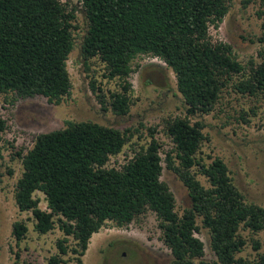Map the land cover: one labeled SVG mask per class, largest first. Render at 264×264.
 <instances>
[{"label": "trees", "instance_id": "obj_1", "mask_svg": "<svg viewBox=\"0 0 264 264\" xmlns=\"http://www.w3.org/2000/svg\"><path fill=\"white\" fill-rule=\"evenodd\" d=\"M80 1L88 25L81 48L85 64L99 58L109 79L124 82L123 92L112 95L113 111L129 114L132 62L150 55L174 72L186 116L163 121L173 145L165 157L157 130L150 128L148 146L121 169L107 165L132 142L137 129L69 122L64 129L40 134L26 154L17 153L24 169L15 191L19 210L32 213L38 234L58 225L65 236L50 263L70 264L65 257L72 254L77 264H84L92 236L107 223L129 226L152 211L171 251L169 264H264V253L254 261L237 258L247 245L241 229L264 231V208L246 202L222 159L207 164L199 156L206 140L204 125L191 121L212 113L229 87L243 96H264V60L245 66L231 45L213 42L210 36V27L220 26L233 0ZM259 16L264 32V9ZM75 19L60 0H0V96L14 95L12 102L40 96L60 104L70 95L68 60L75 47ZM259 41L264 42V33ZM6 129L0 118V142ZM163 163L189 191L191 207L182 216L162 180ZM197 174L206 178L208 187ZM37 192L45 195L48 210L40 208ZM202 228L210 234L216 261L204 260L205 245L196 236ZM27 233L24 223L13 225L18 245ZM254 248L260 249L258 241ZM16 257L22 259L19 252Z\"/></svg>", "mask_w": 264, "mask_h": 264}, {"label": "rangeland", "instance_id": "obj_2", "mask_svg": "<svg viewBox=\"0 0 264 264\" xmlns=\"http://www.w3.org/2000/svg\"><path fill=\"white\" fill-rule=\"evenodd\" d=\"M76 19L73 24L75 47L68 60L72 89L60 104H52L44 97L17 99L14 95L0 96V118L7 122V129L0 142V264H51L50 259L59 253L58 241L65 238L58 225L40 235L34 229L31 212H21L15 201L18 180L23 174L22 158L40 134L64 129L69 122L91 121L103 126L125 130L137 129L138 133L121 154L111 157L107 167L121 169L142 147L151 141L150 128H155V138L163 143L162 157L172 148L163 121L186 116V106L177 88L174 72L160 59L150 55L138 56L133 62V74L128 78L132 99L128 115L119 116L112 109L113 97L123 92L121 79H109L106 66L99 58L87 61L81 48L87 32V19L80 0H60ZM264 0H233L230 11L218 28L210 27L213 42H223L233 47L234 54L243 65L264 60L263 19L259 12ZM191 121L204 125L201 156L205 163L222 159L229 167L231 177L244 195L246 202L264 208V96H243L230 87L225 89L215 110ZM162 180L171 188L176 199V211L182 216L191 207L189 191L163 163ZM12 173V174H11ZM206 187L207 180L197 174ZM40 208L48 210L46 197L37 192ZM22 222L28 227L26 239L17 244L12 235L13 225ZM201 226V220H198ZM246 247L237 255L249 261L264 253V231L253 233L241 229ZM196 236L205 245V261H216L210 246V234L201 229ZM159 220L152 211L146 212L129 226L118 227L107 223L90 240L83 257L84 264H169L172 255L162 240ZM69 244L74 241L70 238ZM260 249L254 248V242ZM21 254L22 259L16 257ZM70 264H77L70 254L65 257Z\"/></svg>", "mask_w": 264, "mask_h": 264}]
</instances>
